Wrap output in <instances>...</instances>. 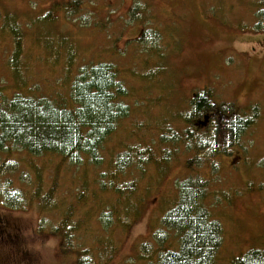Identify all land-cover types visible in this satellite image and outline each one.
I'll return each mask as SVG.
<instances>
[{
  "label": "rangeland",
  "instance_id": "1",
  "mask_svg": "<svg viewBox=\"0 0 264 264\" xmlns=\"http://www.w3.org/2000/svg\"><path fill=\"white\" fill-rule=\"evenodd\" d=\"M101 61L117 66L129 113L98 165L84 155L79 163L11 156L21 194L16 207L0 199V264H150L143 244L154 245L197 156L223 227L215 264L264 248V0H0V86L8 94L35 88L67 99L76 71ZM204 88L215 103L257 108L243 146L212 159L168 140L169 127L184 134L179 116ZM132 147L152 159L134 156L116 170L115 158Z\"/></svg>",
  "mask_w": 264,
  "mask_h": 264
},
{
  "label": "trees",
  "instance_id": "2",
  "mask_svg": "<svg viewBox=\"0 0 264 264\" xmlns=\"http://www.w3.org/2000/svg\"><path fill=\"white\" fill-rule=\"evenodd\" d=\"M261 13L259 9L257 17ZM37 93L33 88L8 94L0 86V199L8 207H16L21 194L10 177L18 163L11 156L22 152L33 158L56 154L64 162L79 163L84 155L89 163L98 165L105 142L129 113L122 100L127 91L118 78L117 66L110 62L80 67L70 80L67 99ZM215 102L208 88L195 91L179 116L184 136L169 127L168 140L184 142L196 152L199 148L208 151L206 156L211 159L224 148L243 146L241 138L253 125L257 108L237 110ZM149 152L147 148H129L115 158L114 167L124 170L134 156L145 164L152 159ZM191 160L194 164L190 167L196 174L178 182L176 200L152 234L154 245L143 244L144 257L150 264H215L223 227L207 204L205 190H209L210 182L195 170L201 167L203 158ZM67 225L65 229L70 231ZM66 236L69 242V233ZM80 264L88 261L80 259ZM227 264H264V248L248 249Z\"/></svg>",
  "mask_w": 264,
  "mask_h": 264
}]
</instances>
